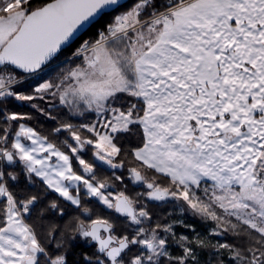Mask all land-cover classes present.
I'll return each instance as SVG.
<instances>
[{"label":"snow or ice","instance_id":"1","mask_svg":"<svg viewBox=\"0 0 264 264\" xmlns=\"http://www.w3.org/2000/svg\"><path fill=\"white\" fill-rule=\"evenodd\" d=\"M24 81L30 94L11 87ZM46 97L100 119L44 135L7 106ZM97 161L131 165L146 191ZM37 179L80 215L45 225L41 195L22 187ZM145 200L186 206L232 242L178 237ZM77 237L94 249L84 264H201V251L207 264H264V0H0V264H68Z\"/></svg>","mask_w":264,"mask_h":264},{"label":"trees","instance_id":"2","mask_svg":"<svg viewBox=\"0 0 264 264\" xmlns=\"http://www.w3.org/2000/svg\"><path fill=\"white\" fill-rule=\"evenodd\" d=\"M129 2H131V0ZM65 66L66 64H60L59 66H56L54 68V71L56 70L57 73ZM27 83H28L27 81H24L21 84H18L19 86L13 85L12 87L14 90L22 91L25 94H30L32 92V88L26 87ZM47 98L50 100L52 99V97H47ZM53 102L54 101L48 103L47 107H45L43 105V101H17L14 98H9V101L7 102V106L10 111H16L22 114L30 115L32 119L26 121V123L44 135H50L52 129L58 127L62 122H68L78 126L80 124H92L96 122L98 119H100V117H98V115L95 112H90V111L84 112L81 116L74 115L73 112L67 106L61 105L59 103L58 97H56V104H54ZM32 103H37L40 108L45 109L46 114L38 112L37 110L33 109L31 107ZM55 135H57L59 137V140L61 141L64 139H69V142H72L66 132L58 133ZM139 140H140L139 136H133L131 137L130 140L122 138L120 143L123 144V146L126 148H131L136 146L139 143ZM84 158L89 161L94 160V157L92 156L91 153V148L85 150ZM96 163L98 165V175L100 176L109 177L112 175L113 171H115L116 175L123 174L129 194L135 195L137 192H144L142 189L137 188V186L134 185L128 177V167H130L131 165L126 164L125 168L123 169L112 170L109 169L107 166L101 165L98 161ZM22 187L26 188L28 191H31L34 194L39 193L41 195L42 203L38 207L44 208L46 210L45 216L47 217V219L44 221L45 225L53 224L59 226L67 222L68 220L72 219L73 217L80 215V212L77 211L76 207L74 205H71V203L65 201L62 197H59L58 193L52 192L50 190L45 192L44 186L40 184L38 179L34 187L23 184ZM122 188L123 185H120L119 182H116V187L114 188L115 192L120 191ZM88 199L89 198L85 197V200ZM53 201H55L60 206V209L63 210L64 212L63 217H61L59 210L48 209V205ZM147 202L150 203L147 206L152 210L153 213H155L153 224L156 222L173 223V221L176 220L174 218L177 212H175L176 210L173 207V203H156L149 201ZM144 203H146V201H144ZM86 206L95 208L96 213L102 216L112 218L114 215L111 211L105 210L103 206L96 205L95 203H88ZM33 216H35V213H33ZM93 218H95V216H93ZM185 221L187 223L188 221H193V223L197 226V228H203V229L206 227L207 224L212 223L214 225V222L203 220L200 217L198 218V220L195 219L191 220L188 217H186ZM189 232H190L189 228L187 229L183 224H181V226L178 228L177 236L178 237L184 236ZM49 239L51 240L50 243L48 239H43L42 242L48 244V247L50 249H55L56 246L55 242L56 240L60 239L59 233H54L53 237ZM218 240L221 243L232 242V238L230 236L229 237L221 236L218 237ZM67 249H68V264H84L83 258L81 256V253L84 252L82 244L76 243L75 240H73L67 244ZM176 252L177 254H179V249H177ZM221 258L224 259V261H226L224 257ZM200 260H201V264H207V261L209 260L208 251L200 252ZM225 264L228 263L225 262Z\"/></svg>","mask_w":264,"mask_h":264},{"label":"rangeland","instance_id":"3","mask_svg":"<svg viewBox=\"0 0 264 264\" xmlns=\"http://www.w3.org/2000/svg\"><path fill=\"white\" fill-rule=\"evenodd\" d=\"M66 64V63H65ZM70 66H72V65H69V64H66V66L63 68V69H67L68 67H70ZM56 75V70L54 71V72H51L50 73V76L49 77H46V78H50L51 76H55ZM16 86H19L18 84H15ZM13 86V85H12ZM11 86V87H12ZM13 88V87H12ZM59 99V98H58ZM52 101H54L53 103L54 104H56V97L55 98H53L52 97V99H51ZM50 99H48L47 97L45 98V100L43 101V105L45 106V107H47V104L48 103H51L52 101H51ZM59 103H60V101H59ZM61 104V103H60ZM62 105V104H61ZM65 106V105H64ZM80 111H73V110H71L72 112H73V114L74 115H76V116H81L84 112H86V111H90V112H95L94 110H88V109H86L85 108V106L83 105V104H81L80 105ZM96 113V112H95ZM97 114V113H96ZM208 183H211L210 181L208 182ZM173 207L175 208V212H177L176 213V215H175V218L174 219H176L175 221H173V222H175L174 223V230H175V232H176V234H178V228L181 226V224H183L184 226L185 225H190L191 227H185V228H189V230H190V232L189 233H187L186 235H184V236H186V237H188L189 239H192V238H194L197 234H199L201 237H204V238H207V240H209L212 244L214 243V244H216L217 243V241H219L218 240V237L217 236H212V235H210V233H211V230L215 227V225H213L212 223H210V224H207L206 225V227L203 229V228H197V226L193 223V221H188V223L185 221V218L186 217H188L189 219H195V220H198V218H199V216H196V215H194L191 211H189V210H187L186 209V206H184L185 207V210L184 211H181V207L177 204V205H174L173 204ZM193 229H194V231H193ZM224 258H225V262L226 263H228L229 264V260H228V256L225 254L224 256H223Z\"/></svg>","mask_w":264,"mask_h":264},{"label":"flooded vegetation","instance_id":"4","mask_svg":"<svg viewBox=\"0 0 264 264\" xmlns=\"http://www.w3.org/2000/svg\"><path fill=\"white\" fill-rule=\"evenodd\" d=\"M104 166H106V165H104ZM136 186H137V188L142 189L144 192L146 191V189L143 186H138V185H136ZM111 190L115 192V189H111ZM145 201H146L147 205L150 204V203L147 202V200H145ZM149 202H153V201H149ZM156 203H159V202H156ZM75 242L83 245L84 252L91 253L92 251H94V249L92 247H90L83 239H81L79 237H77L75 239Z\"/></svg>","mask_w":264,"mask_h":264},{"label":"water","instance_id":"5","mask_svg":"<svg viewBox=\"0 0 264 264\" xmlns=\"http://www.w3.org/2000/svg\"><path fill=\"white\" fill-rule=\"evenodd\" d=\"M130 1V0H129ZM100 163V162H99ZM107 166V165H106Z\"/></svg>","mask_w":264,"mask_h":264}]
</instances>
